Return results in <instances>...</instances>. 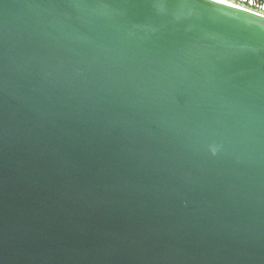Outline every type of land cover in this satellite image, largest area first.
<instances>
[{
  "label": "water",
  "instance_id": "1",
  "mask_svg": "<svg viewBox=\"0 0 264 264\" xmlns=\"http://www.w3.org/2000/svg\"><path fill=\"white\" fill-rule=\"evenodd\" d=\"M0 264H264V17L0 0Z\"/></svg>",
  "mask_w": 264,
  "mask_h": 264
},
{
  "label": "built area",
  "instance_id": "2",
  "mask_svg": "<svg viewBox=\"0 0 264 264\" xmlns=\"http://www.w3.org/2000/svg\"><path fill=\"white\" fill-rule=\"evenodd\" d=\"M264 17V0H220Z\"/></svg>",
  "mask_w": 264,
  "mask_h": 264
}]
</instances>
